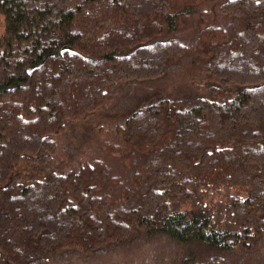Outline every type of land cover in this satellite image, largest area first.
Instances as JSON below:
<instances>
[{
	"label": "trees",
	"instance_id": "16d2710c",
	"mask_svg": "<svg viewBox=\"0 0 264 264\" xmlns=\"http://www.w3.org/2000/svg\"><path fill=\"white\" fill-rule=\"evenodd\" d=\"M0 16V264H264V0Z\"/></svg>",
	"mask_w": 264,
	"mask_h": 264
},
{
	"label": "rangeland",
	"instance_id": "374dc122",
	"mask_svg": "<svg viewBox=\"0 0 264 264\" xmlns=\"http://www.w3.org/2000/svg\"><path fill=\"white\" fill-rule=\"evenodd\" d=\"M4 29H5L4 17L0 16V35L4 32Z\"/></svg>",
	"mask_w": 264,
	"mask_h": 264
}]
</instances>
